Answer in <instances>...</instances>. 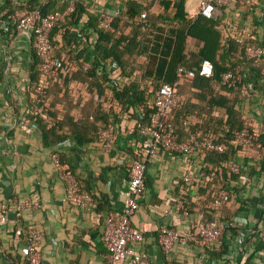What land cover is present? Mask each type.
Segmentation results:
<instances>
[{
    "label": "crops",
    "instance_id": "1",
    "mask_svg": "<svg viewBox=\"0 0 264 264\" xmlns=\"http://www.w3.org/2000/svg\"><path fill=\"white\" fill-rule=\"evenodd\" d=\"M74 1L82 3L97 17L100 12L118 14L114 20L122 17L121 25L127 26L126 21L133 22L127 18L134 11L136 20L143 21L148 15L154 17L164 13L163 3L169 1L172 6L168 12L174 14L176 10L173 5L179 0ZM182 1L185 2L189 18H197L201 0ZM147 6L150 8L147 9ZM142 11L146 12L145 18L140 15ZM216 14L222 19L221 26H225V38L231 37L245 47L254 42L264 44V5L250 8L237 3L218 7ZM83 29L86 35L92 31L89 26H83ZM64 31L62 29L55 36L56 52L61 57H66L70 50L69 47L64 48ZM131 31L132 27L125 28V33ZM84 40L83 37L82 47L78 49L86 44ZM36 60L28 35L10 34L0 28V210L3 205H7L9 210V222L0 224V264H28L22 255L25 237L16 233L19 227H33L41 232V264H107L109 252L102 241L105 218L126 206L129 198V170L144 152L142 136L138 132L129 133L137 120L133 111H124L116 101L111 100L112 92L107 90L111 101L103 103V107L109 114V128L116 135L111 153L103 152L98 141L78 146L75 140H69L62 145L44 146L43 128L40 125H37L32 135L25 134L16 126V120L30 106V84H33L31 73ZM83 61L88 62L82 59L81 63ZM254 65L259 68L260 75L250 67L237 69L257 79L260 93L253 102H241V109L243 113L256 112L254 130L263 134L264 60ZM108 67L110 77L119 78L118 66L111 63ZM69 88L72 89L70 94L73 91L71 95L75 97L74 103L80 102L72 110L76 117L81 116L91 98L99 100L98 94L92 95L88 91L87 83L70 80ZM68 89L51 88L50 108L52 113L58 111L60 117L67 113V107L65 103L54 106L53 102L57 96H65ZM198 92L196 89L184 92L191 108L200 105L199 99L193 97ZM214 112L216 116L224 115L223 109H215ZM90 119L93 120V116ZM188 121L189 125L195 127L196 121L192 117ZM262 150L261 153L247 152L246 158L242 160L245 172L251 175L248 184L242 186L239 182L226 181V187L223 188L231 193L232 202L221 211V218H235L239 223L237 229H228L223 234V249L224 245L227 247L223 261L210 258L209 251L195 244L177 248L173 255L163 252L159 243L162 226L187 232L195 222L216 220L217 213L211 208V192L210 195L202 188L175 183L188 172L197 175L202 171L207 174V169L212 168L208 156L200 150L191 156L159 150L148 163L146 191L131 218L133 227L144 233V241L132 246L135 253L148 259L149 264H264L261 258L264 248L256 236L250 233L264 208V170L259 168L260 160L264 159V147ZM54 154H58L62 165L76 176L79 186L91 194L96 207L89 202L85 206H73L68 202L67 184L54 164ZM252 168H257V171ZM25 201H37L39 206L26 208L18 216L17 207ZM242 232H247L246 241L243 246H239L237 239ZM124 264H132V257L129 256Z\"/></svg>",
    "mask_w": 264,
    "mask_h": 264
},
{
    "label": "trees",
    "instance_id": "2",
    "mask_svg": "<svg viewBox=\"0 0 264 264\" xmlns=\"http://www.w3.org/2000/svg\"><path fill=\"white\" fill-rule=\"evenodd\" d=\"M38 1L32 0L31 7L38 6ZM163 4L164 13L154 17L148 15L145 20L137 21V14L134 11V16L130 15L127 18L133 22L126 21L127 26H122L123 18L117 17L112 24L115 31L105 32L100 28L99 17L90 13L82 3L77 2L74 12L61 20L54 28L51 39L55 48L56 34L62 29L65 30L62 34L64 48L69 47L70 49L65 58L78 65L79 69L75 74L66 78L63 85L52 82L47 97L50 103L52 87L59 90L68 89L70 80H74L87 83L88 91L92 95L98 94L99 100L95 101L91 98L81 112V116L76 117L72 114V110L80 105V102L74 103L75 97L71 95L73 91L70 94L72 89L69 88L65 96H57L53 102L54 106L57 103H65L67 113L60 117L58 111L52 113L50 108L54 123L48 125L42 120H37L36 123L43 128V144L46 147L62 145L69 140H75L78 146L93 141L99 142V130L110 127L109 114L105 112L103 103L113 99L124 111H133L138 124L143 122L148 125L151 116L155 114L154 103L157 91L166 83L180 81L177 94L181 97V101L174 110L171 120L179 142L189 143L192 136H196L200 141L212 137L216 143L228 146V151L223 154L200 149L208 156L212 165V168L207 169V178L214 173L213 179H206L200 189L212 194L216 190L225 188L226 181L239 182L240 180V175L230 173V165L239 151L233 144L234 135L244 127L242 101L239 98V92L236 93L224 85L222 76L226 72H236L237 69L245 66L257 71L260 75L259 68L254 64L261 60L248 59L247 46L245 47L231 37H224L225 26H221L222 19L216 11L211 17L199 14L197 18L192 19L185 10L184 1L179 0L174 3L173 7L176 10L174 14L168 12L172 6L171 2L165 1ZM218 7L223 6L217 5L216 10ZM66 8L68 4L60 3L59 0H51L48 4L40 6L43 14L56 13ZM83 26L92 28L91 33L86 35L83 32ZM129 26L132 27V31L127 34L125 28ZM81 36H84L87 42L78 51L77 49L82 47L80 45L83 42ZM56 51L55 48L56 56L61 57ZM34 55L37 60L31 73L33 84H30V103L32 95L37 94L36 87L41 76V60L35 51ZM82 59L90 63L89 69L85 70L81 65ZM205 60L214 64L213 78L200 76L181 78L179 76V67L197 70ZM111 63L118 66L119 78L110 77L108 66ZM250 81H253L252 85L258 89V81L251 74L247 79V82ZM244 83L245 80L240 86ZM193 89L199 91L193 94V97L199 99L200 105L191 108L184 92H190ZM107 90L112 92L111 100L106 94ZM140 108H144L143 113L139 111ZM215 109H223L224 115L221 112L222 115L216 116ZM92 116L93 120L90 119ZM191 117L196 121L195 127L189 125L188 120ZM136 132L139 133L138 127ZM261 140L264 143V135ZM261 151L263 150L259 152ZM142 159L143 154L137 161ZM259 165V168L264 170V159L260 160ZM252 170L256 172L257 168H252ZM243 173L250 175L248 174L250 172L246 173L245 170ZM80 190L91 196L83 190L81 185ZM223 220L226 219L223 218ZM226 248L224 245L223 249L222 245L220 252L209 248L206 250L209 251L210 258L223 261Z\"/></svg>",
    "mask_w": 264,
    "mask_h": 264
},
{
    "label": "built area",
    "instance_id": "3",
    "mask_svg": "<svg viewBox=\"0 0 264 264\" xmlns=\"http://www.w3.org/2000/svg\"><path fill=\"white\" fill-rule=\"evenodd\" d=\"M32 0H0V28L10 34L22 33L28 35L32 41L33 51L41 60L40 80L37 84V94L32 95V100L25 113L16 120V126L25 134L32 135L37 127V120H42L48 125L54 123L50 115V103L48 90L52 82L63 84L65 79L75 73L77 66L65 57H58L52 43L51 35L54 28L69 16L75 10L76 2L74 0H61L68 4V8L64 12L43 14L40 9L41 5H46L50 0H39L38 6L31 7ZM243 3L250 8H258L264 5V0H201L200 14L205 17H211L216 11V6L227 7ZM118 15V14H117ZM116 14L107 12L99 13L100 28L105 32H113L112 26ZM142 18L146 17V12H142ZM82 37V36H81ZM84 37V36H83ZM82 37V40H83ZM85 38V37H84ZM80 49H78L79 51ZM247 57L253 60H264V44L251 43L247 47ZM85 70L89 69L90 63L83 61ZM178 74L182 78L188 77H204L213 78L215 74L214 64L205 60L197 70H190L185 67L178 68ZM223 83L228 89L239 92V98L242 102H253L260 95L258 89L252 84L253 81L247 82L249 74L243 71H229L223 74ZM245 83L240 86L242 81ZM180 81L174 83H166L160 87L155 97V114L151 116L149 124L138 122L130 128L129 133H135L137 127L139 134L143 138V159L135 161L129 170V180L127 182L129 188V198L126 206L120 210L107 215L104 222V232L102 241L108 249L109 260L107 264H124L125 260L132 257V264H149L148 259L140 253H135L132 246L141 244L144 241V233L133 227L131 218L139 208V202L146 191L145 174L148 163L159 150L178 154L182 156H191L200 149L208 152L223 154L228 151V146L219 144L212 137H207L200 141L196 136H192L189 143L179 142L175 132L172 115L178 107L181 97L177 94ZM98 99V96H95ZM144 112V108L139 109ZM256 112L244 113V127L237 131L234 135L233 144L239 149L236 159L230 165V173L239 176V183L245 186L250 182L249 175L243 173L245 169L244 160L247 152L255 151L258 153L263 149L262 136L260 131L254 130ZM100 148L105 153H111L114 149L116 140L115 132L112 128L99 130ZM53 161L60 171L62 179L67 184V200L73 206H85L91 203L96 207L92 197L84 194L80 190V186L76 176L65 168L58 154H54ZM205 172H199L195 175L191 172L186 173L182 180H176L175 183L185 184L186 186H194L200 188L205 180H212L214 173L207 178ZM213 194L211 208L217 213L216 220L199 221L191 225L187 232H179L174 228L162 226L159 230V243L165 254H175L177 248L188 247L195 244L205 249H211L216 252L222 250V237L226 230L237 229L239 223L235 218L231 220H223L221 211L232 202V195L226 189L216 190ZM37 201H25L18 205L17 215L26 208L38 207ZM182 209L183 203H180ZM256 226L250 231L251 235L256 236L260 245L264 248V208ZM9 222V210L7 205H3L0 210V224L5 225ZM18 236H24L26 245L22 248V255L28 264H41V240L42 234L36 228L29 227L24 229L19 227L16 231ZM247 232H242L237 239V244L243 246L246 241ZM260 256V255H259ZM262 263H264V253H261Z\"/></svg>",
    "mask_w": 264,
    "mask_h": 264
}]
</instances>
